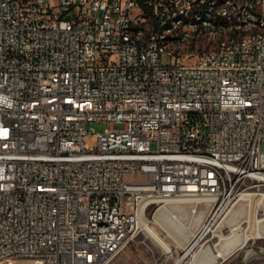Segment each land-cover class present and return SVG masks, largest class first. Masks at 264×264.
<instances>
[{
    "label": "built area",
    "instance_id": "2783aa9c",
    "mask_svg": "<svg viewBox=\"0 0 264 264\" xmlns=\"http://www.w3.org/2000/svg\"><path fill=\"white\" fill-rule=\"evenodd\" d=\"M195 7L224 17L218 55L162 44L214 32L168 27ZM250 21L264 0H0V251L107 264L169 199L210 224L264 189V38L235 47Z\"/></svg>",
    "mask_w": 264,
    "mask_h": 264
},
{
    "label": "bare ground",
    "instance_id": "6f19581e",
    "mask_svg": "<svg viewBox=\"0 0 264 264\" xmlns=\"http://www.w3.org/2000/svg\"><path fill=\"white\" fill-rule=\"evenodd\" d=\"M193 16H196V24L215 25L214 32L206 35V32H200L199 28H192V37L186 38L185 34H178L175 40L174 31H166L162 35V44L167 47V51L178 50L181 53H190L197 43L202 55L215 56L221 53L224 49V41L221 40L226 32V24H224V17H217L216 12L203 11L202 13V7H195L188 8L186 11L169 13L168 27L176 28L178 24L191 23ZM251 33L258 34V38H264V22L250 21L248 27L235 30V37H241L235 40V47H248V37ZM226 42H233V35H226ZM254 194H259L257 197L259 204L264 202V189L243 190L226 215L216 225L204 222L208 208L204 207L194 212L191 210V206L194 205L192 199L172 198L162 203L154 214L155 222L163 228V231L152 224L147 213L143 217L142 227L148 236L164 246L167 251H177V253L183 251L174 264H181L184 255L190 252L195 254L192 264H220L221 259H227L249 238L254 235L264 236V217L257 218L254 233L250 232L244 226L245 224L243 225L244 222L251 219V203ZM217 207L218 199H211L210 208ZM228 224L231 226V231L224 233L222 228ZM205 231H212L213 235L219 236V240L213 243L202 241L206 234ZM166 236L170 239H167ZM173 240L176 245H173ZM6 262L49 264L48 254L45 252L20 251L13 253V248H4L0 251V264H6Z\"/></svg>",
    "mask_w": 264,
    "mask_h": 264
},
{
    "label": "rangeland",
    "instance_id": "374dc122",
    "mask_svg": "<svg viewBox=\"0 0 264 264\" xmlns=\"http://www.w3.org/2000/svg\"><path fill=\"white\" fill-rule=\"evenodd\" d=\"M108 126L107 122L91 123V128L95 130H104ZM86 141L91 143H95L92 141L90 136L85 137ZM156 144L153 143L152 147H155ZM264 147V141H263ZM259 194H254L252 198V212L250 221H246L243 225L250 231H255V223L257 224V218L264 217V205L263 203L259 204L257 197ZM232 205V204H231ZM231 205L222 211L216 219H214L213 223L215 225L218 221L222 220V218L226 215ZM257 206V207H256ZM257 210V211H256ZM254 211V212H253ZM183 212V211H181ZM154 208H151L148 211V215L151 219L152 224L156 226L157 229L163 231L154 220ZM257 214V215H256ZM257 216V217H256ZM224 233H229L231 231L230 224L224 226ZM164 234V233H163ZM167 239H170L166 236ZM209 240V241H208ZM219 240V236L213 235L212 231L208 232L204 240L213 243L214 241ZM176 245V242L172 241ZM180 250H182L180 248ZM183 254V251L180 252ZM180 253L177 251H167L164 246L157 243L151 236H148L147 233L143 230L136 236L134 240H131L118 254H116L107 264H174L176 259L180 256ZM195 258V254L190 252L185 254L181 260V264H192ZM8 263V262H6ZM218 264V263H217ZM220 264H264V236L257 237L253 236L249 238L248 241L237 248L232 255H230L227 259H225Z\"/></svg>",
    "mask_w": 264,
    "mask_h": 264
},
{
    "label": "water",
    "instance_id": "95a60500",
    "mask_svg": "<svg viewBox=\"0 0 264 264\" xmlns=\"http://www.w3.org/2000/svg\"><path fill=\"white\" fill-rule=\"evenodd\" d=\"M262 203H263V205H264V202H262ZM225 259H226V258L221 259L220 263H222ZM6 264H14V263H13V262H8V263H6Z\"/></svg>",
    "mask_w": 264,
    "mask_h": 264
}]
</instances>
